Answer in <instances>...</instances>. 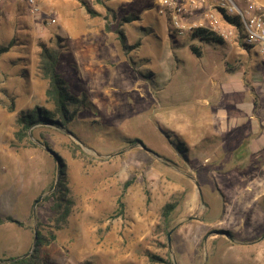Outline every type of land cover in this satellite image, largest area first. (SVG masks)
I'll return each instance as SVG.
<instances>
[{"label": "rangeland", "instance_id": "374dc122", "mask_svg": "<svg viewBox=\"0 0 264 264\" xmlns=\"http://www.w3.org/2000/svg\"><path fill=\"white\" fill-rule=\"evenodd\" d=\"M83 1L97 15L78 0H38L34 14L0 0V218L22 223L0 226V259L31 252L36 229L49 241L44 264H264L263 59L238 35L218 45L178 35L158 0ZM120 25L135 50L122 49ZM55 40L59 74L89 104L66 131L36 125L21 142L19 113L52 106L39 69ZM51 153L67 170L64 221L46 200Z\"/></svg>", "mask_w": 264, "mask_h": 264}, {"label": "trees", "instance_id": "16d2710c", "mask_svg": "<svg viewBox=\"0 0 264 264\" xmlns=\"http://www.w3.org/2000/svg\"><path fill=\"white\" fill-rule=\"evenodd\" d=\"M78 1L80 2L81 6L86 8L89 15H97L96 11L94 9H91L85 1ZM108 10L114 13V9L109 8ZM222 13L224 17L223 19L226 20L228 24H233L239 27L237 18H231L223 11ZM127 14L128 15H124L123 17H121L122 21H124L125 23H131L133 21L136 22L135 19H137V15H135L134 12H130V14ZM141 29L143 31H148L152 28L142 27ZM116 35L122 49L125 51L130 52L133 49L135 50L136 46L139 45H128L122 25H120V27L116 29ZM186 36H188L189 40L192 42H204L208 43L209 45H218L223 43V40L215 32H212L209 29L203 27L192 29ZM169 37H171V40H175L177 34H172L171 32ZM240 37L238 38L239 40ZM57 39H59V37H57ZM10 44H14V39ZM10 44L8 46H10ZM60 48L61 45L59 44V40H55L54 42H52V45H50L49 47H42L43 50H41L40 52L39 70L41 73V77L47 81V87L45 89L44 95L46 97L47 103L51 104L52 106L50 109L33 106L19 113L17 117V122L19 125L17 136L21 142L31 137L29 131L33 126L36 125H39V127H51L66 131L68 125H70L76 119L79 110L89 104L86 95L82 94L80 97H77L75 94H72L69 91L70 87L67 81L59 74L57 69L59 55L61 53ZM189 49L195 57H201L202 51L200 50L198 45H195V43L189 45ZM0 51L5 52L6 48H1ZM131 142L132 145H134L135 142L141 143L139 140H133ZM43 145L48 146L46 143H44ZM177 149H179V146L177 147ZM55 159L57 168V180H55L56 184L53 183L51 185V192L46 197V200L51 199L53 201L52 207L59 216L57 219L59 221H64L69 216L70 209L73 203L70 200L71 198L69 197V190L66 186L68 180L66 165L64 163L65 161L57 156V154L55 155ZM54 184L56 185L55 188ZM173 208V205L166 204L164 206L163 216L165 219L168 220V217L170 216ZM117 214H119V212ZM5 222H13L18 224V226H22V223L11 217L0 218V225H3ZM36 231V241L34 243V247H32L31 252L26 253L22 257L12 256L0 259V264H44L40 257L41 249L45 244H48L49 241L43 237V234L41 232H39L38 230ZM51 239H53V236L51 237ZM81 264H92V262L90 260H85Z\"/></svg>", "mask_w": 264, "mask_h": 264}, {"label": "built area", "instance_id": "2783aa9c", "mask_svg": "<svg viewBox=\"0 0 264 264\" xmlns=\"http://www.w3.org/2000/svg\"><path fill=\"white\" fill-rule=\"evenodd\" d=\"M30 8V13L39 12L38 0H25ZM161 12L170 15L173 27L178 35H183L184 31L197 27L207 28L215 32L223 41H229L233 37L240 36L242 48L249 54L254 51L256 55L264 61V2L261 0H158ZM206 5L204 15L207 18V26L203 23L186 26L181 23V17L190 11H197ZM214 9L223 17V12L231 18H237L239 27L228 24L226 20L218 22V17L209 9Z\"/></svg>", "mask_w": 264, "mask_h": 264}, {"label": "crops", "instance_id": "0c3cea01", "mask_svg": "<svg viewBox=\"0 0 264 264\" xmlns=\"http://www.w3.org/2000/svg\"><path fill=\"white\" fill-rule=\"evenodd\" d=\"M261 1H263L264 2V0H261ZM206 5L204 6V7H202V9H198L197 11H190L189 12V14L188 15H191V17L193 16V14H196V13H200V12H202V14H201V17L196 21V22H194L195 24H198V23H203L205 26H207V18H205V15H204V13H205V11H207L206 10ZM209 12H212V13H214L215 15H217V19H218V22H220L221 23V20H223V18H222V15L220 14V13H218V12H216L214 9H209ZM191 17H189L190 19V21L192 20V18ZM4 225V224H3ZM0 226H2V225H0ZM22 227V226H21Z\"/></svg>", "mask_w": 264, "mask_h": 264}, {"label": "water", "instance_id": "95a60500", "mask_svg": "<svg viewBox=\"0 0 264 264\" xmlns=\"http://www.w3.org/2000/svg\"><path fill=\"white\" fill-rule=\"evenodd\" d=\"M140 147H141L142 149H144V150H148V149L145 148V146H143V144H141ZM47 151H49V150H47ZM148 151H149V150H148ZM51 154L55 157V154H54V153H51ZM55 184H56V183H55ZM55 184H54V188H55V186H56ZM37 202H38V201H37ZM170 234H171V233H168V234H167V238H168V239H167V243H168V245H169ZM36 235H37V231H36V229H35V230H34V235H33V247H34V243H35V241H36Z\"/></svg>", "mask_w": 264, "mask_h": 264}]
</instances>
